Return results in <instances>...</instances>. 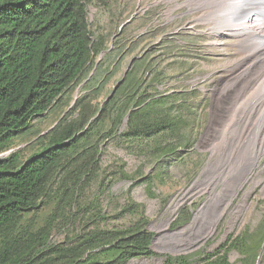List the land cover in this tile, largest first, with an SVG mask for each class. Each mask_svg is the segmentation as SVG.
Wrapping results in <instances>:
<instances>
[{
	"label": "rangeland",
	"instance_id": "1",
	"mask_svg": "<svg viewBox=\"0 0 264 264\" xmlns=\"http://www.w3.org/2000/svg\"><path fill=\"white\" fill-rule=\"evenodd\" d=\"M234 1L89 0L92 38L104 42L103 50L58 102L0 146V160L17 157L19 167L77 115L78 98L89 96L110 112L73 153L98 152L94 179L69 200L59 187L60 166L37 209L16 224L15 235L27 239L51 223L49 240L33 252L36 262L90 231L127 230L145 221L153 253L125 264H217L224 256L229 264H264V149L248 169L261 140L264 91L246 87L257 75L243 73L250 50L222 29ZM132 111H141L139 123L167 111L178 122L166 131L131 135ZM133 203L135 211L123 212ZM184 208L191 219L173 226ZM117 255L106 245L56 264H106Z\"/></svg>",
	"mask_w": 264,
	"mask_h": 264
},
{
	"label": "trees",
	"instance_id": "2",
	"mask_svg": "<svg viewBox=\"0 0 264 264\" xmlns=\"http://www.w3.org/2000/svg\"><path fill=\"white\" fill-rule=\"evenodd\" d=\"M89 0H0V146L18 131L48 111L71 85L88 71L104 42H95L88 21ZM165 100V99H163ZM153 100L150 103H155ZM77 115L62 122L49 137V144L16 167V158L0 160V264H56L75 260L86 252L112 245L118 255L106 264H125L133 257L150 255L153 233L141 221L127 230L96 229L81 235L69 247L58 246L56 255L36 262L33 252L45 244L52 226L39 233L15 235L17 222L37 209V201L62 166L59 187L73 200L80 184H89L96 176L99 155L82 152L73 156L76 146L95 121H105L107 104L99 109L89 96L78 98ZM141 111H132L128 128L131 135H149L166 131L178 118L170 111L158 119L146 117L135 122ZM137 204H127L123 212H133ZM191 219V211L182 209L173 226ZM105 264V263H102ZM217 264H229L221 257Z\"/></svg>",
	"mask_w": 264,
	"mask_h": 264
},
{
	"label": "bare ground",
	"instance_id": "3",
	"mask_svg": "<svg viewBox=\"0 0 264 264\" xmlns=\"http://www.w3.org/2000/svg\"><path fill=\"white\" fill-rule=\"evenodd\" d=\"M248 2H253V4L246 6V3ZM246 7L249 8L246 9ZM245 9L247 12L242 15ZM227 12L229 23L226 22L224 25L226 27L223 26L224 28L222 29L224 33L238 36L241 45L250 50V53L243 60H247L249 63L245 66L243 73L249 77L252 73H257L256 77H250L247 80L246 87L251 89V87L255 86V88H258L260 86L262 91H264V0L234 1L229 4ZM252 43H255L256 45L253 47ZM260 101H264L263 93L261 94ZM261 118L262 119L259 120L258 123L260 124L257 128L261 133V140L258 139L254 145V151L251 153L249 159V170L257 163L258 158L264 149V111ZM219 215L216 218L214 217L215 219L213 218L210 224L211 227L209 226V234L214 229Z\"/></svg>",
	"mask_w": 264,
	"mask_h": 264
},
{
	"label": "water",
	"instance_id": "4",
	"mask_svg": "<svg viewBox=\"0 0 264 264\" xmlns=\"http://www.w3.org/2000/svg\"><path fill=\"white\" fill-rule=\"evenodd\" d=\"M128 22H130V21H128ZM132 64V63H131Z\"/></svg>",
	"mask_w": 264,
	"mask_h": 264
}]
</instances>
